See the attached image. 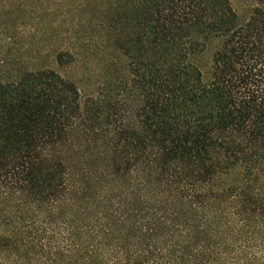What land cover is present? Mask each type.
<instances>
[{
	"label": "trees",
	"instance_id": "1",
	"mask_svg": "<svg viewBox=\"0 0 264 264\" xmlns=\"http://www.w3.org/2000/svg\"><path fill=\"white\" fill-rule=\"evenodd\" d=\"M131 3L132 125L87 162L73 79L0 80V264H264V0Z\"/></svg>",
	"mask_w": 264,
	"mask_h": 264
},
{
	"label": "rangeland",
	"instance_id": "2",
	"mask_svg": "<svg viewBox=\"0 0 264 264\" xmlns=\"http://www.w3.org/2000/svg\"><path fill=\"white\" fill-rule=\"evenodd\" d=\"M131 2L0 0V80H17L38 68L55 69L73 79L82 111L92 118L87 125L96 123L101 129L95 142L85 143L76 134L69 143L70 153L88 152L85 162L94 151H104L115 133L132 125V18L124 20L119 42L115 35H120L121 22L112 19L120 8V13L128 11ZM256 2L232 0L240 23L250 17ZM211 53L198 57L205 72L211 67Z\"/></svg>",
	"mask_w": 264,
	"mask_h": 264
}]
</instances>
